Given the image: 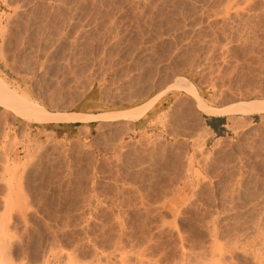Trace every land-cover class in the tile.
Listing matches in <instances>:
<instances>
[{
    "label": "rangeland",
    "instance_id": "rangeland-1",
    "mask_svg": "<svg viewBox=\"0 0 264 264\" xmlns=\"http://www.w3.org/2000/svg\"><path fill=\"white\" fill-rule=\"evenodd\" d=\"M180 77L214 107L264 100V0H0V80L49 112L87 93L135 106ZM157 103L146 131L101 120L67 138L0 105L12 264H174L212 241L264 264V113L205 115L176 90Z\"/></svg>",
    "mask_w": 264,
    "mask_h": 264
},
{
    "label": "bare ground",
    "instance_id": "bare-ground-1",
    "mask_svg": "<svg viewBox=\"0 0 264 264\" xmlns=\"http://www.w3.org/2000/svg\"><path fill=\"white\" fill-rule=\"evenodd\" d=\"M167 90L183 91L187 95L191 96L193 99L195 98L197 101V103H196L197 108L201 112L206 113V114H213L214 115V114L234 113V112H236V113L238 112L241 114H262V113H264V100H257V99L256 100H250V101L248 100L246 102H241L238 104L236 103V105H233V106L231 105L229 107H225L222 109L221 108L218 109L217 107L211 106V105L205 103L204 100H202L200 98V96L196 90V87L188 79L182 78V77L173 81L172 84H170L162 92L157 94V96L152 97L151 99H149L146 102L137 104V105H135V107L131 106L134 108L121 110V111H103L99 114H76V113H70V112H49L44 107H42L41 105H39V104L35 103L34 101H32L31 99H29L24 93H22V92L20 93L19 91L10 88V86H8L5 82L0 80V105H2L5 108L6 107L9 109L11 108V110L13 109L12 111L15 112V113L14 112L13 113L15 115L21 117V118L32 119L33 121L40 123V124L41 123H47L50 121L86 122V121H93V120L107 121V120H117V119L136 120V119H139L140 117H142L145 114V112L158 99V97L160 95H162L164 92H166ZM1 222H2V220H1ZM0 234H2V233L0 232ZM1 237H2V235L0 236V264H12L10 262V260L7 259L8 257L6 258L5 251L2 250L5 248L4 245H6V244H4L5 242L3 241V238H1ZM183 240L184 239H182V241ZM246 241H248V240H246ZM181 245H182V243H181ZM181 245H180V247H181ZM218 245L214 244V241H212L208 250L205 252L199 251L200 253L199 252L196 253V252L192 251L191 249L188 251H187V249H186V251H184L185 249H183L182 253H181L180 261H178L177 263H174V264H237L236 260H235L236 262L233 261L234 259L232 260V256L234 254L230 253V257H229L230 259L224 255L228 251L230 252L229 247H228L229 250L225 251L226 248L224 249L223 246H221V245L218 246ZM229 245L231 247V243ZM6 247H8V246H6ZM182 247H183V245H182ZM7 252H9V250H7ZM4 255H5L6 259L4 258ZM135 255H134V257L131 256V254L130 255L123 254V255H119V256L116 255L117 258L115 259V261L113 260L114 264H131L130 262L133 260L136 261V264H143V263L158 264L161 260L164 259V258L163 259H159V258L158 259H152L150 257L149 258L146 257V255H143V254H137L136 256ZM256 256H258V254L251 256L252 260H254L255 262H256ZM226 257L229 260H227ZM12 258H13V256H12ZM234 258H235V255H234ZM261 260H262V258H261ZM135 261H133V263ZM240 261H241V259H240Z\"/></svg>",
    "mask_w": 264,
    "mask_h": 264
},
{
    "label": "crops",
    "instance_id": "crops-1",
    "mask_svg": "<svg viewBox=\"0 0 264 264\" xmlns=\"http://www.w3.org/2000/svg\"><path fill=\"white\" fill-rule=\"evenodd\" d=\"M90 93H87L86 97L87 98H82L79 101L76 102V107L74 110L69 111L70 113H76V114H99L102 111H106V110H102L101 109V104L100 105H94L91 106L89 104V97ZM99 103L102 101H98ZM236 105V104H232ZM231 106V105H229ZM227 106V107H229ZM135 107V106H134ZM134 107H126V108H115L114 110L111 111H121V110H126V109H131ZM218 109H220L219 107H217ZM225 108V107H223ZM222 109V108H221ZM161 110H160V105L157 103V100L153 103V105L145 112V114L140 117L139 119L136 120H130V119H117V120H113V121H117L120 125L123 126H128V128L131 130V128H133L136 131H143V130H148L150 128V124L152 121L156 120L157 116L160 114ZM203 113V112H202ZM205 115H211V116H221V115H226V114H241V113H222V114H206L203 113ZM242 115H250V114H242ZM101 120H93V121H86V122H65V121H50L47 123H37L35 121V123H37L39 126L43 127V128H39L37 126H33L32 127V131L37 133V132H51L55 135H60V137H65L67 138L68 136L71 135V133H76L78 132V127L80 125H77L76 123H83V126H87V127H92L93 129L96 128V125L98 124L97 122H99ZM211 119H208V122L210 123ZM45 125V128L44 126ZM36 128V129H35ZM35 129V130H34Z\"/></svg>",
    "mask_w": 264,
    "mask_h": 264
},
{
    "label": "trees",
    "instance_id": "trees-1",
    "mask_svg": "<svg viewBox=\"0 0 264 264\" xmlns=\"http://www.w3.org/2000/svg\"><path fill=\"white\" fill-rule=\"evenodd\" d=\"M77 124V123H76Z\"/></svg>",
    "mask_w": 264,
    "mask_h": 264
}]
</instances>
